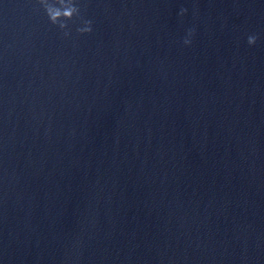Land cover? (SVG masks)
<instances>
[{
	"label": "water",
	"instance_id": "obj_1",
	"mask_svg": "<svg viewBox=\"0 0 264 264\" xmlns=\"http://www.w3.org/2000/svg\"><path fill=\"white\" fill-rule=\"evenodd\" d=\"M77 4L0 0V264H264V0Z\"/></svg>",
	"mask_w": 264,
	"mask_h": 264
},
{
	"label": "clouds",
	"instance_id": "obj_2",
	"mask_svg": "<svg viewBox=\"0 0 264 264\" xmlns=\"http://www.w3.org/2000/svg\"><path fill=\"white\" fill-rule=\"evenodd\" d=\"M38 4L43 7V10L47 14L51 24L56 25L63 31L65 37L71 36V31L69 28L68 21H72L79 17L84 27L78 28L77 31L83 34H91L93 31V21L85 20L81 16V8L77 4V0H38ZM39 10V9H37ZM187 9L181 10V15H184ZM192 35L190 30L189 36ZM257 42V37L255 35L248 37V43L250 45H255ZM184 43L190 45L192 43L191 39H185Z\"/></svg>",
	"mask_w": 264,
	"mask_h": 264
}]
</instances>
